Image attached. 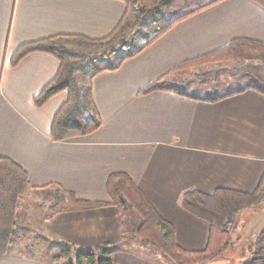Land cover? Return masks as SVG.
I'll return each instance as SVG.
<instances>
[{
	"label": "crops",
	"instance_id": "crops-1",
	"mask_svg": "<svg viewBox=\"0 0 264 264\" xmlns=\"http://www.w3.org/2000/svg\"><path fill=\"white\" fill-rule=\"evenodd\" d=\"M128 8L122 0H0V158L23 168L32 190L53 188L91 203H112L109 178L127 175L174 227L179 246L201 251L209 241V224L186 211L181 198L189 191L252 194L258 189L264 179V94L242 87L210 102L173 85V90L141 93L183 63L235 39L264 42V8L251 0H223L179 21L117 69L92 79L99 130L54 140L53 121L69 93L57 94L41 108L34 98L56 77L60 61L33 53L13 65L15 54L25 44L52 37L104 39ZM261 194L260 206L237 216L224 257L208 264L250 261L249 246L264 229V184ZM43 230L78 250L118 243L112 248L114 264H171L122 244L130 228L116 205L54 213ZM0 264L46 262L7 256Z\"/></svg>",
	"mask_w": 264,
	"mask_h": 264
},
{
	"label": "trees",
	"instance_id": "trees-1",
	"mask_svg": "<svg viewBox=\"0 0 264 264\" xmlns=\"http://www.w3.org/2000/svg\"><path fill=\"white\" fill-rule=\"evenodd\" d=\"M122 1L132 7L138 19L146 20L143 24L144 29L148 31L146 34H149L150 29L153 28L151 26L153 22L154 25L160 19L164 22V17H162L164 12L166 15L182 12L181 15L172 21L167 22L165 19L166 24L154 31L156 34L148 43L136 51H131L127 56L132 57L161 37L179 21L193 16L204 9L213 7L223 0ZM251 1L264 8V0ZM129 12L126 13L113 33L104 39L69 38L93 46L104 44L110 39L113 41L119 40L123 37V29L127 26ZM150 21H152L151 25H148ZM151 32L153 34V31ZM62 39L64 38L52 37L25 44L18 49L13 58V65H17L24 57L30 54L47 53L55 56L60 61V69L56 77L34 98V104L36 107L41 108L57 94L68 91L69 98L56 114L52 125V138L61 142L85 137L100 129L101 121L93 102L91 81L100 72L108 69H117L119 66L117 64L111 68L95 69L90 76L88 87H83L78 83L75 75V71L79 66L78 63L71 61L70 52L57 44V41ZM124 60L125 58L120 63ZM225 61L246 62L243 72L250 73L258 82L264 85V42L251 39H235L228 46L198 59L183 63L175 70H180L193 64L205 65ZM247 89L264 94V92L255 87H248ZM161 90L173 89L171 86L162 83V79H160L147 86L141 94L146 95ZM220 99L222 98H213L209 101L216 102ZM263 184L264 179L258 189L252 194L222 189L217 190L212 195L198 191L184 193L181 198L182 207L190 214L207 222L210 227L208 244L201 251H187L181 248L176 240L174 227L158 214L132 179L124 174H115L108 180L107 189L112 203L80 201L73 194L66 193L70 198V202L60 208L58 212L94 209L109 205L120 206L119 202H123V206L128 204L132 207L138 215V220H141V224L136 230V238L141 244L151 246L166 260H170L175 264H207L221 257L229 248L230 232L240 212L262 204L261 191ZM28 186L29 177L27 172L14 161L0 158V260L7 257L11 238L17 229L19 204ZM249 251L253 257L247 264H264V229L261 230L255 241L249 246ZM75 252L74 262L69 264H114L112 250L109 246H100L88 250L75 249Z\"/></svg>",
	"mask_w": 264,
	"mask_h": 264
},
{
	"label": "rangeland",
	"instance_id": "rangeland-1",
	"mask_svg": "<svg viewBox=\"0 0 264 264\" xmlns=\"http://www.w3.org/2000/svg\"><path fill=\"white\" fill-rule=\"evenodd\" d=\"M129 9L127 26L123 29V37L119 40L113 41L110 39L104 44L97 46L88 45L75 39L57 41L59 47H64L70 52V60L78 63L79 66L75 71V75L81 86L88 87L90 76L95 69L111 68L119 64L131 51H136L148 43L155 36L156 33L154 31L166 24L165 19L167 22L172 21L182 13L177 12L173 15H166L164 12L162 14L164 22L162 19L155 25L154 22L151 25L152 21L148 22V25L153 28L150 29L149 34H146L148 31L143 27L146 20L138 19L130 5ZM151 31H153V34ZM246 64L243 61H225L205 65L193 64L176 70L174 74H170L163 79L162 83L171 87L173 85L177 89H183L205 100L214 97L220 98L219 96L223 95L230 96L239 92L238 90L242 87L243 90L253 87L251 85L264 88V85L258 82L250 73L243 72ZM171 79H174L172 83L167 82ZM69 202V196L57 189L50 188L41 191L32 190L28 187L19 204L17 229L11 238L7 256L38 258L46 262V264H69L74 262L76 253L74 247L51 240L43 230L44 221L52 214L58 213L59 209ZM119 203L122 206L117 207H120L123 212L124 225L130 228V235L125 237L122 244L135 245L137 250H140L141 247L142 250L145 249V251H150L151 254L163 257L156 249L151 246H144L136 238V230L140 226L141 220H138V215L132 207L128 204L123 206V202ZM116 244H105L102 246H109L112 250ZM231 245L232 241L229 248ZM222 256L224 257V254ZM249 256L252 259L253 255L250 251ZM167 261L175 264L170 260ZM239 262L243 264L241 261Z\"/></svg>",
	"mask_w": 264,
	"mask_h": 264
}]
</instances>
